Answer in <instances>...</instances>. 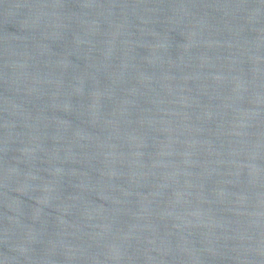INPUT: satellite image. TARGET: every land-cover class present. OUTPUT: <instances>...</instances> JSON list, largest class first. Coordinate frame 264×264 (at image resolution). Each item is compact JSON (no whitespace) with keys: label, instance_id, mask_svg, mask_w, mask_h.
<instances>
[{"label":"water","instance_id":"obj_1","mask_svg":"<svg viewBox=\"0 0 264 264\" xmlns=\"http://www.w3.org/2000/svg\"><path fill=\"white\" fill-rule=\"evenodd\" d=\"M0 264H264V0H0Z\"/></svg>","mask_w":264,"mask_h":264}]
</instances>
